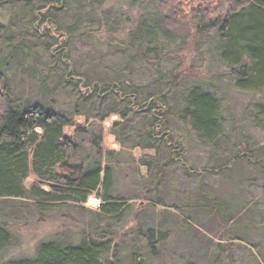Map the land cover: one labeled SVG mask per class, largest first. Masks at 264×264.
Instances as JSON below:
<instances>
[{
    "label": "trees",
    "instance_id": "trees-1",
    "mask_svg": "<svg viewBox=\"0 0 264 264\" xmlns=\"http://www.w3.org/2000/svg\"><path fill=\"white\" fill-rule=\"evenodd\" d=\"M8 1L0 0L1 3ZM17 1H20L18 13L26 14L29 11L31 30L34 33L49 39L56 37V40L46 42V48L53 55H57L55 58L66 64L69 69L68 78L72 76L73 62L70 60L69 39L65 37L77 30L81 20L77 19L63 31L59 13L74 1L80 5L85 2L95 4L94 10L99 6L104 19L108 18L105 14L112 12L105 6L107 0H15L14 3ZM134 1L140 3L142 12L138 18L136 36L156 41L155 46L149 47L143 57L150 63L158 64L165 57L166 53L162 51L166 45H175L178 51H184L195 45L200 48L201 43L206 44L212 55L209 65L222 64L225 67L224 72L216 73L218 77L224 79L229 76L240 91L260 94L255 95L252 101V120L255 126L264 131V0ZM89 16L91 19L95 17L91 13ZM2 21L0 19L4 32L13 29L14 20L7 22V25ZM50 44L52 45L49 46ZM29 46L25 42L23 56ZM9 54L0 60V264H125V258L130 253V264H162L156 263L155 258L159 255L162 244L169 242L170 233L158 223L138 229V234L146 238L149 248V253L141 258L135 251H119L112 238L106 235L101 239L83 238L79 242L58 238L40 240L31 255H5L16 243L15 225L25 217L21 210L22 205L33 204L39 211H44L74 204L85 211H94L115 221L122 220L130 209L126 198L115 193L116 170L113 159L106 156L102 134L93 132L89 138L93 153H88L87 157L81 156L85 139L81 136L89 131L76 118L84 112L80 109L81 102L76 103L73 108L58 105L56 98L48 93L45 77L32 79V90L26 95L24 89H19L18 83L11 78L10 72L14 59L21 56V53L12 48ZM187 69L182 56L172 73L174 82L191 79L192 76L187 75ZM213 69L215 67H209L206 73L213 76ZM189 71L194 73L195 69ZM211 76L206 78L203 74H196L195 80L201 84L193 85L186 94L181 119L194 141L209 149L228 145L231 152L221 160L217 158L216 151H211L215 158L214 164H206L202 170L194 171L199 174L218 173L223 184H238L242 195L243 180L251 179L253 174V169L247 167L245 162H249L264 175V147L255 145L256 140L243 136L241 131L240 146L232 140L233 135L224 127L222 121L221 97L217 92L206 88L208 84L214 86ZM89 79L86 78V81L90 90L89 87L83 90V104H86L92 91L99 90L100 96L105 91L119 93L134 108L146 111L150 122L143 138L130 144L142 146L144 149L160 150L161 145L157 146L155 142L160 139L171 146V159L185 165L181 155L182 142L173 136L172 127H169L171 112L167 108L164 94L150 96L145 101L138 102L136 95L126 92L119 82L103 86L99 82L89 83ZM68 81L74 86L82 83L76 76ZM107 109L118 112L115 106ZM102 118L105 119V114ZM68 127H73L72 132ZM149 158L150 156L145 155L141 160L143 165L151 169L154 163L158 164L159 158ZM32 174L35 180L27 185V179ZM253 179L257 180L255 177ZM199 193L206 200L203 207L208 212L209 221L216 220L221 228L233 221L235 225L249 205V200L243 195L245 199L242 206L231 212L234 208L230 209V205H224L222 200L219 202L216 196L209 195L205 187H200ZM92 195L101 199L97 208L85 205ZM160 201L158 200L162 203ZM172 205L176 210L180 207L177 204ZM189 219L188 215L186 222L190 226ZM204 221L203 218L194 221L198 225L194 226L197 229L195 239L197 242L203 239L204 244L200 247L207 245L209 248L212 234L218 233L221 228L213 229ZM203 227L208 232H204ZM249 235H253L250 228L247 234H238L229 239L231 243L234 239L251 241Z\"/></svg>",
    "mask_w": 264,
    "mask_h": 264
},
{
    "label": "rangeland",
    "instance_id": "rangeland-1",
    "mask_svg": "<svg viewBox=\"0 0 264 264\" xmlns=\"http://www.w3.org/2000/svg\"><path fill=\"white\" fill-rule=\"evenodd\" d=\"M14 2L15 0L0 2L1 21L6 25L12 20L15 22L13 29L7 32H4L0 22V60H3L12 48L20 51L21 56L14 59L10 72L11 78L18 83L19 89H24L26 95L32 90V79L45 77L48 93L56 98L58 105L73 108L76 103L81 102L80 109L84 111V115L76 118L89 130L83 134L84 137L81 136L85 138L81 156L87 157L88 153H93L89 140L93 132L102 134L106 156L113 159L116 170L115 193L126 198L130 209L122 220L115 221L94 211H85L74 204L44 211H39L33 204L22 205L21 210L25 217L15 225L16 243L5 255H31L40 240L58 238L79 242L83 238L101 239L106 235L112 238L119 251H135L141 258L149 253V248L146 238L138 234V229L158 223L170 233V239L162 244L160 253L155 258L156 263L264 264V175L249 162H245L247 167L253 169V174L251 179L243 180L241 195L238 184H223L218 173H196L194 169L202 170L206 164H214L215 158L211 151H216L217 158L222 160L230 155L231 150L228 145L209 149L194 141L181 119L186 94L193 85L201 84L195 80L196 74L210 78L211 74L206 72L209 67H215L211 71L214 73L211 76L214 86L208 84L206 88L217 92L222 99L221 116L224 127L233 135L232 140L239 146L241 131L243 136L254 138L257 142L255 145L264 147V131L255 126L252 120V101L255 95L260 94L240 91L229 76L224 79L218 77L216 73L224 72L225 67L222 64L209 65L212 55L203 43L200 48L195 45L184 51H178L175 45H166L162 51L166 54L160 63L148 62L143 56L149 47L155 46L156 41L136 36L138 18L142 12L140 3L134 0H107L105 6L112 12L105 14L108 15L105 19L100 7L94 10L95 4L89 2L82 5L71 2L59 13L63 31L77 19L81 20L77 30L65 37L70 43L72 76L82 81L78 86H74L68 81L72 80V76L67 77L69 69L66 64L55 58L57 55H53L46 48V42L56 40V37L49 39L34 33L31 30L29 11L26 14L18 13L20 1ZM89 13L95 17L91 19ZM25 42L30 45L25 51L28 58L23 56ZM182 56L188 69L194 68L195 71L192 73L187 69V75L192 76L191 79L176 83L172 73ZM86 78H90L89 83L99 82L103 86L119 82L126 92L136 95L138 102H143L150 96L158 97L164 94L167 108L171 112L169 127H172L173 136L182 142L181 155L185 165L171 159V146L164 144L160 139L155 140L157 146L161 145L160 150L144 149L142 146L130 144L143 138L150 122L146 111L134 108L133 104L119 93L105 91V94L100 96L99 90L92 91L89 100L83 104V90L89 87ZM110 106H115L118 112H110L107 109ZM103 114L105 119L102 118ZM67 129L72 132L73 127ZM145 155L150 156L149 159L152 160L158 157V164L154 163L153 167L148 169L141 160ZM34 180L35 176L32 174L26 184L30 185ZM202 186L209 195L216 196V200L230 205V209L234 208L231 212L242 206L245 199L243 195L246 196L249 205L235 225L233 221L221 228L216 220L209 221L208 212L203 207L206 200L199 196ZM99 202L101 203V199ZM97 204V195H92L85 205L97 208ZM172 204L181 208L176 210ZM210 214L213 213L210 211ZM188 215L190 226L186 222ZM201 218L213 229L221 228L218 233L212 234L209 248L207 245L200 247L204 244L203 239L198 242L195 239L197 229L194 226L198 225L194 221ZM248 228L253 234L249 235L251 241L234 239L231 243L229 237L245 235ZM202 230L208 232L205 227ZM130 256L131 253L125 258V264H130Z\"/></svg>",
    "mask_w": 264,
    "mask_h": 264
},
{
    "label": "built area",
    "instance_id": "built-area-1",
    "mask_svg": "<svg viewBox=\"0 0 264 264\" xmlns=\"http://www.w3.org/2000/svg\"><path fill=\"white\" fill-rule=\"evenodd\" d=\"M97 199H98V204L97 205H95V207H98L99 206V204H100V202H99V198L97 197Z\"/></svg>",
    "mask_w": 264,
    "mask_h": 264
}]
</instances>
